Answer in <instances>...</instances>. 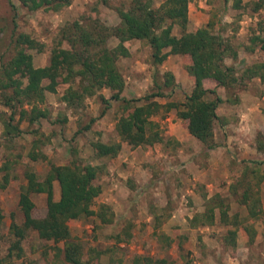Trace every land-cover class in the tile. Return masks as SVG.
Masks as SVG:
<instances>
[{
	"label": "rangeland",
	"instance_id": "374dc122",
	"mask_svg": "<svg viewBox=\"0 0 264 264\" xmlns=\"http://www.w3.org/2000/svg\"><path fill=\"white\" fill-rule=\"evenodd\" d=\"M122 1L127 7L128 0ZM163 1L153 0L154 7H159ZM236 1L241 5L238 8L234 6ZM253 1L190 0L188 4L186 32L210 25L213 33L229 40L237 57L235 60L225 58L224 63L235 69L236 77H240L246 67L263 60L262 52L251 43V38L264 33L260 31L264 28V8L254 12ZM93 7L104 25H119L116 12L98 0H72L69 6L58 11L40 9L35 12L17 0H0V65L16 53L13 40L17 33L27 34L43 45L42 52L30 51L34 66L48 65L52 49L68 48L65 42L59 44L61 29L91 14ZM172 34L180 37L181 29L174 26ZM117 43L110 38L106 46L112 49ZM125 46L129 56L120 57L116 65L124 80L121 96L131 100L132 105H143V100H137L156 89L154 75L162 84L165 73H171L175 85L163 88L162 92L168 97L155 98L157 103L182 102L191 92L193 82L188 78L182 56L170 55L161 65L154 66L151 48L146 42L131 40ZM248 46L254 51L248 52ZM78 82L75 78L71 86L76 89ZM69 84L59 85L55 93H46L40 107L47 111L48 118L34 125L21 121L19 136L5 135L0 123V209L4 215L0 258L7 255L11 244V215L18 224L22 220L17 204L20 187L25 184V171L32 168L43 178L50 165H66L77 159L99 167L95 183L101 187V194L92 208L106 204L114 213L113 223L102 227L93 218L68 222L72 238L83 247L84 261L91 259L93 249L99 253L95 264H134L136 257L165 258L176 264H264V214L258 219L250 218L246 207L240 203L249 182L264 211V153L255 149L257 134L264 136V82L253 79L245 82L243 88L216 90L218 96L229 101L217 109L220 121L215 124L214 141L221 148L214 151L205 150L188 134L174 110L164 117L159 114L152 118L159 123L165 138L162 144L132 148L121 142L115 131V124L125 111L124 102H109L105 114L100 116L106 107L101 97L108 99L111 95L109 89H102L68 108L62 96ZM214 97L210 95L208 99ZM235 109H242L247 124L238 131H227L224 124H234L240 119ZM3 112L5 118L10 115L0 104V113ZM64 118L65 123L59 122ZM92 119L94 122H90ZM17 120L18 114L12 123ZM87 125L89 129L85 130ZM33 142L38 147L34 148ZM96 142H120L122 148L115 158L97 159L92 150V143ZM31 151L42 153L46 160L31 162L28 158ZM4 165L9 168L10 182L1 188ZM216 197L227 207L230 221L236 217L242 223L237 229L234 248L224 243L227 231L233 226L220 221L218 209L212 225L192 221L194 216L204 212L207 201ZM54 199H59L57 182L54 183ZM32 200L36 216H43L46 195H33ZM244 226L254 231L251 242ZM128 227L132 237L117 242L116 236H123ZM52 245L39 239L36 232L29 231L21 243V256L13 258L12 264H62V255L56 256Z\"/></svg>",
	"mask_w": 264,
	"mask_h": 264
},
{
	"label": "trees",
	"instance_id": "16d2710c",
	"mask_svg": "<svg viewBox=\"0 0 264 264\" xmlns=\"http://www.w3.org/2000/svg\"><path fill=\"white\" fill-rule=\"evenodd\" d=\"M31 12L40 9L58 11L71 4L72 0H17ZM190 0H164L159 7H154L153 0H128L126 7L122 0H98V3L112 8L120 23L118 26L107 27L96 15V7L91 14L79 20L66 24L60 31L61 41L68 48L52 49L48 65L35 67L32 50L42 52L43 45L24 33L15 34L13 43L16 53L7 62L0 65V104L10 111L0 113V123L4 134L17 137L22 133L19 127L21 121L29 125L37 124L41 119H47L48 113L41 109L46 93H55L61 84H69L62 96V102L68 108H73L85 97H92L102 89H109L111 95L102 100L106 107L100 116L105 114L111 101H122L125 111L115 124V131L121 142L132 148L162 144L165 138L158 122L152 118L168 114L174 110L181 121L182 127L196 139L205 150L210 151L219 146L214 141L215 124L220 121L217 109L225 101L218 96L216 90L224 88L231 90L235 86L244 87L245 82L258 79L264 82V33L253 35L251 43L256 44L263 54V60L254 63L243 70L240 77L232 66H226L225 58L236 59L237 52L232 50L229 40L219 33H213L211 26L186 32L188 23V4ZM226 2V0H225ZM235 7L240 2L236 1ZM264 8V0H255L252 10L257 12ZM174 26L181 29L180 37L172 34ZM261 28L260 31H263ZM15 33V32H14ZM114 38L117 45L110 49L107 41ZM131 40L146 42L151 48V62L154 66L161 65L170 55L183 57L188 78L193 82V88L182 102L157 103L155 98L168 97L162 90L174 85L171 73H165V80L159 83L154 75L155 90L147 96L138 99L145 103L141 106L132 105V101L124 99V80L116 65L120 57L129 56L125 43ZM253 52V47H247ZM79 79L77 88L71 84ZM43 82H47L46 85ZM177 86V85H176ZM172 89V88H171ZM214 95L213 99L208 96ZM18 120L14 124L15 116ZM59 122L65 123L66 119ZM90 122H94L92 119ZM226 122V121H225ZM90 125L85 127L89 129ZM34 148L38 147L33 142ZM121 143H92L94 157L115 158L121 151ZM255 149L264 153V136L257 134ZM31 162L46 160L42 153L31 151L28 154ZM260 164V163H258ZM1 188L10 182L8 166L4 165ZM99 167L74 159L66 165H50L42 178L34 169L28 168L24 173L25 184L20 187L18 210L22 216L21 223L14 221L9 226L11 244L5 257L0 258V264H12L13 258L22 254L21 243L29 231L36 232L39 239L52 242L56 256L62 255V264H95L99 253L92 249L90 260H83V247L71 236L68 222L85 218H93L98 226L110 225L114 221V213L106 204H100L93 209L95 200L101 194V187L95 183ZM254 174V171H250ZM59 186V199H54V183ZM46 195V208L41 217L36 216V207L32 196ZM240 203L247 209L248 217L258 219L264 214L259 197L252 193L249 182L240 197ZM220 213V221L224 225H232L224 237L227 246H236L237 229L242 224L236 217L230 221L228 209L219 197L207 201L203 213L194 216L192 221H200L203 225H212L215 220V210ZM4 215L0 209V243L3 238ZM253 240L252 227L244 226ZM116 236L117 242L128 241L132 235L129 227ZM167 240V238H166ZM62 244V247L58 245ZM181 249V244L178 245ZM134 264H176L173 260L153 259L151 257H136Z\"/></svg>",
	"mask_w": 264,
	"mask_h": 264
},
{
	"label": "crops",
	"instance_id": "0c3cea01",
	"mask_svg": "<svg viewBox=\"0 0 264 264\" xmlns=\"http://www.w3.org/2000/svg\"><path fill=\"white\" fill-rule=\"evenodd\" d=\"M241 111H242V109L240 111L235 109L234 112L237 114L236 117H239L240 119L238 121H236V123H234V124L233 123L232 124H229V123L224 124L223 128H225V130H227V131H230V130L231 131H238V130H240V127L242 125L246 126L247 123L246 122L244 123V117L242 116L243 114L241 113ZM218 148H216V149H218ZM210 151H214V150H210ZM211 154H212V152H211Z\"/></svg>",
	"mask_w": 264,
	"mask_h": 264
}]
</instances>
